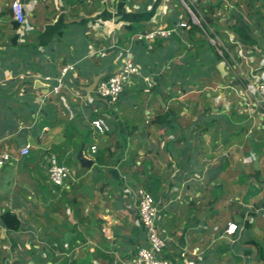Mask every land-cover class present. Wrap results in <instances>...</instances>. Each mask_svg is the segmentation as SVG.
I'll return each instance as SVG.
<instances>
[{
  "label": "crops",
  "instance_id": "1",
  "mask_svg": "<svg viewBox=\"0 0 264 264\" xmlns=\"http://www.w3.org/2000/svg\"><path fill=\"white\" fill-rule=\"evenodd\" d=\"M11 2L0 0V153L11 155L0 168V264H133L146 245L138 189L155 200L172 264H264V117L245 106L250 70L264 77L263 1L21 0L22 25ZM185 4L217 55L210 35L224 47L217 62L187 38ZM235 25L257 43L242 45ZM158 28L174 32L135 39ZM127 56L138 68L128 95L111 104L90 91ZM50 156L70 171L62 185L48 179ZM229 222L237 232L224 236Z\"/></svg>",
  "mask_w": 264,
  "mask_h": 264
},
{
  "label": "built area",
  "instance_id": "2",
  "mask_svg": "<svg viewBox=\"0 0 264 264\" xmlns=\"http://www.w3.org/2000/svg\"><path fill=\"white\" fill-rule=\"evenodd\" d=\"M114 1V0H109ZM264 3V0H262ZM187 13L190 17V22L194 26L201 27V21L198 19L196 11L190 5H184ZM12 21L17 25H22L25 21V11L21 0H12L10 4ZM178 28L187 29L189 26L186 23L180 22L177 24ZM174 32L173 29L158 28L144 35H137L135 39L137 41L146 40L148 43H152L157 37L168 38ZM210 43L215 46L219 55H223L224 47L218 39H209ZM236 44L235 42H233ZM238 47L241 46L238 44ZM225 51V50H224ZM233 66H237V63L233 59ZM228 70H233V66L226 62L225 64ZM73 71V66L66 65L60 71V76L56 78L54 85L50 89V93L57 95L64 87V76ZM138 74V68L134 64L131 57L127 56L123 59L120 68L111 76L100 79L95 87V94L101 98L107 100L113 104L117 101L119 95L123 92L124 87L129 83L133 75ZM249 84L255 91V97L252 101L245 102L246 107H253L260 112V115L264 117V77H259L252 73L250 70ZM45 81L50 80L48 77ZM250 91L249 88L246 89ZM252 103V104H251ZM91 126L98 132H102V125L100 121H91ZM92 153H95L96 146L90 148ZM29 153V146H25L20 150V155L26 156ZM11 160V155L8 153H0V168H2L7 162ZM48 179L55 185H62L63 182L70 177V171L67 167L58 164L55 156L48 158ZM137 197V211L139 222L146 234V245L138 248L136 256L133 260V264H172L171 260L167 257L170 239L166 235V231L160 228L157 224L158 211L155 205V200L147 191L138 189L136 191ZM237 232V225L234 223H227L224 230V236H233Z\"/></svg>",
  "mask_w": 264,
  "mask_h": 264
},
{
  "label": "trees",
  "instance_id": "3",
  "mask_svg": "<svg viewBox=\"0 0 264 264\" xmlns=\"http://www.w3.org/2000/svg\"><path fill=\"white\" fill-rule=\"evenodd\" d=\"M262 17L264 21V13ZM231 31L236 35L237 40L242 45L252 46L257 43V40L255 37L248 35L246 31L238 25L232 26ZM187 38L189 39L190 42H193V43H204L202 41H205L207 45H209L208 38L203 34V31L198 26H191V29L187 34ZM210 38H214V36L210 35ZM209 46H210V49L212 50V55H213L212 59L214 61L213 63H215L218 60H220V57L215 52L214 47H212L211 45ZM213 63L211 64L212 66L210 67L211 70L214 69ZM1 220H2L3 225L8 229L17 230L19 228V221L13 215H10L8 213L4 214L1 217Z\"/></svg>",
  "mask_w": 264,
  "mask_h": 264
},
{
  "label": "water",
  "instance_id": "4",
  "mask_svg": "<svg viewBox=\"0 0 264 264\" xmlns=\"http://www.w3.org/2000/svg\"><path fill=\"white\" fill-rule=\"evenodd\" d=\"M101 78L98 77L96 79L93 80L91 86H90V91H93V89L96 87L98 81L100 80ZM76 158L77 160L80 162L81 166L82 167H88L91 165V162L87 159H85L82 155V152H79L77 155H76ZM258 165V159L256 157V159L254 160V167L256 168Z\"/></svg>",
  "mask_w": 264,
  "mask_h": 264
},
{
  "label": "rangeland",
  "instance_id": "5",
  "mask_svg": "<svg viewBox=\"0 0 264 264\" xmlns=\"http://www.w3.org/2000/svg\"><path fill=\"white\" fill-rule=\"evenodd\" d=\"M220 40H221V39H220ZM205 45H207L206 42H205ZM123 90H124V92H123L124 95H128V94H129V92H128V91H130L129 88H126V87H125ZM126 91H127V92H126ZM123 94H122V95H123Z\"/></svg>",
  "mask_w": 264,
  "mask_h": 264
}]
</instances>
